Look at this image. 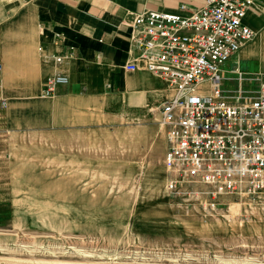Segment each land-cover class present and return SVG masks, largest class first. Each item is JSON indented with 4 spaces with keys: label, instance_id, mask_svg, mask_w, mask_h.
Wrapping results in <instances>:
<instances>
[{
    "label": "crops",
    "instance_id": "obj_1",
    "mask_svg": "<svg viewBox=\"0 0 264 264\" xmlns=\"http://www.w3.org/2000/svg\"><path fill=\"white\" fill-rule=\"evenodd\" d=\"M203 5L204 0H0V100L8 102L0 113V167L24 158L44 159L48 166H100V135L120 123L137 125L126 131L141 136L132 142L141 145L143 156H149L152 139L159 140L165 167L161 110L175 92L151 72L127 70L139 55L132 23L148 11L190 15ZM245 24L254 36L223 64L222 76L256 89L255 77L264 75V0H256ZM50 54L63 56L62 63ZM55 73L66 75L68 83L44 97V83Z\"/></svg>",
    "mask_w": 264,
    "mask_h": 264
},
{
    "label": "rangeland",
    "instance_id": "obj_2",
    "mask_svg": "<svg viewBox=\"0 0 264 264\" xmlns=\"http://www.w3.org/2000/svg\"><path fill=\"white\" fill-rule=\"evenodd\" d=\"M136 127L100 135V166L0 167V264H264V203L224 196L209 212L208 197H174L160 141L143 156Z\"/></svg>",
    "mask_w": 264,
    "mask_h": 264
},
{
    "label": "built area",
    "instance_id": "obj_3",
    "mask_svg": "<svg viewBox=\"0 0 264 264\" xmlns=\"http://www.w3.org/2000/svg\"><path fill=\"white\" fill-rule=\"evenodd\" d=\"M255 2L204 0L190 15L148 11L132 23L139 55L127 70L151 72L175 92L161 110L168 191L176 198L208 197L203 206L209 212L219 210L224 196L264 203V75L255 77L259 84L249 98L240 78L222 76L223 64L254 36L245 17ZM48 57L57 64L64 58ZM67 83L55 73L42 95L53 97ZM7 107L0 100V113Z\"/></svg>",
    "mask_w": 264,
    "mask_h": 264
}]
</instances>
